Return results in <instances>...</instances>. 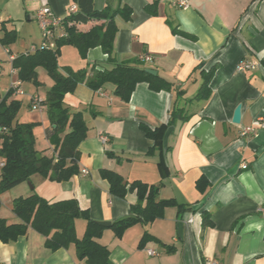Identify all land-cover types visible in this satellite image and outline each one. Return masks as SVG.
I'll list each match as a JSON object with an SVG mask.
<instances>
[{
  "label": "crops",
  "instance_id": "1",
  "mask_svg": "<svg viewBox=\"0 0 264 264\" xmlns=\"http://www.w3.org/2000/svg\"><path fill=\"white\" fill-rule=\"evenodd\" d=\"M93 1L96 10L107 2ZM175 2L121 0L133 15L128 22L115 19L118 30L113 40L116 62L154 70L172 89L154 92L139 83L124 102L112 84L98 91L79 84L63 99L70 112L82 114L87 127L78 146V172L62 182L33 175L30 189L0 195V218L19 223L12 201L36 194L51 203L75 199L93 221L116 223L131 215L136 195L111 196L100 175L108 170L127 182L162 183L158 199H172L182 206L166 208L153 222L128 227L120 238L111 226L104 227L97 242L108 249L110 264H264V68L237 71L239 62L260 64L264 57V0H187L185 7ZM111 4L116 7L118 1ZM71 5V0H0V24L16 33L9 46L0 43V97L18 81L12 60L44 40L37 11L49 7L62 20ZM148 5H155V15L145 11ZM92 24L78 29L85 31ZM58 66L63 74L65 69H85L89 75L93 66L111 67L99 47L83 57L69 44L60 48ZM212 67L216 68L209 99L194 100L202 71ZM36 73L40 85L18 81L23 94L12 92L8 101L20 102L17 123L36 124L34 148L51 158L55 153L46 132L52 126L44 101L53 81L41 67ZM33 97L43 103L40 112L31 110ZM174 103L189 119L168 127L161 150L149 152L154 142L140 125L151 129L166 125ZM238 106L240 122L235 124L232 118ZM246 129L254 131L243 134ZM100 136L107 142L102 143ZM204 214L210 225L204 224ZM85 227L84 220H75L77 239ZM144 234L150 238L142 242ZM45 240L28 228L15 242H0V264H85L76 257L74 245L51 251Z\"/></svg>",
  "mask_w": 264,
  "mask_h": 264
},
{
  "label": "trees",
  "instance_id": "2",
  "mask_svg": "<svg viewBox=\"0 0 264 264\" xmlns=\"http://www.w3.org/2000/svg\"><path fill=\"white\" fill-rule=\"evenodd\" d=\"M118 1L112 7L113 0H107L102 10L94 8L93 0H71L76 6V12H68L61 20L64 36L56 40L54 49L37 50L34 53L20 54L12 60V68L17 71L20 82L32 83L38 87L36 69L41 67L52 79L53 86L46 94L44 105L47 108V118L52 128L46 132L47 139L53 146L55 157L48 158L34 148L32 134L35 123H17L16 116L20 109V102L8 101L12 91L0 97V127L7 130L0 136V158L3 167L0 170V194L7 192L15 185L29 181L30 177L38 174L50 177L56 182L67 181L78 172V146L85 139L87 127L80 112H70L63 99L66 94L75 91L79 84H85L92 91H98L106 84L114 86L115 95L124 102H128L131 93L139 83H146L150 91H170L172 85L159 76H152L144 67L137 64L118 63L113 57L114 39L117 33L115 19L117 17L128 22L131 20L132 9ZM145 11L155 15V5H148ZM92 24L87 30L81 31L79 26ZM3 36L0 39L2 46H9L15 39V31H7L0 24ZM177 32L176 30L173 31ZM74 46L81 56L85 57L90 49L99 47L107 56L109 68L90 69L89 75L85 69L72 71L65 69L61 73L58 66V56L63 45ZM264 68V57L259 61ZM212 67L202 71V83L194 100L207 101L211 95L210 82L215 73ZM189 115L175 103L169 111L166 125L151 129L140 125L145 137L154 142L149 152L158 148L161 150L162 136L168 127H175L184 123ZM63 134V135H62ZM62 135V136H60ZM160 162L159 166L161 167ZM102 179L109 184V194L114 198L124 199L128 193H135L136 202L130 207L131 215L111 224V229L117 238H120L125 229L136 223H150L163 216L164 210L169 207L181 209L175 200H160L158 192L163 185H147L139 181L127 182L117 173L101 170ZM197 188L202 190L201 183ZM13 214L20 220L19 223L8 224L0 218V242L7 244L15 242L19 237L27 234L28 228L45 236V245L51 251L67 248L74 245L76 257L85 264H110L108 249L99 244L104 227L93 221L88 212L79 208L75 199L58 202H47L40 196L33 194L26 198H16L10 205ZM204 216V224H208L209 217ZM82 219L86 223L81 239H77L74 222ZM150 236L144 234L142 242Z\"/></svg>",
  "mask_w": 264,
  "mask_h": 264
},
{
  "label": "built area",
  "instance_id": "3",
  "mask_svg": "<svg viewBox=\"0 0 264 264\" xmlns=\"http://www.w3.org/2000/svg\"><path fill=\"white\" fill-rule=\"evenodd\" d=\"M175 4L178 7H185L187 4V0H176ZM68 12L74 13L76 12V6L71 5ZM36 21L38 24V27L42 33L43 42L39 46H33L24 54L34 53L37 50H44V49H54L56 44V40L59 38H62L65 34L62 30V23L61 19L56 18L53 16V13L49 7H43L39 9L36 13ZM145 60H150L148 56L144 57ZM261 65L259 63L254 62H246L241 61L237 65V71L242 72L244 70H254L256 68H260ZM20 82L16 81L13 82L11 85V91L16 93V95H22V91L20 89ZM42 101L38 97H33L31 99V110L32 111H41L42 108ZM257 125H259V122H256ZM262 128H264V125H262ZM254 130H244L243 134H246V132H253ZM7 133V130L2 127H0V136L5 135ZM100 141L102 143L107 142V138L105 136H100ZM3 167V161L0 160V170ZM85 173V171H83ZM188 223H191V220H189ZM148 254L152 255L154 252L148 251Z\"/></svg>",
  "mask_w": 264,
  "mask_h": 264
},
{
  "label": "water",
  "instance_id": "4",
  "mask_svg": "<svg viewBox=\"0 0 264 264\" xmlns=\"http://www.w3.org/2000/svg\"><path fill=\"white\" fill-rule=\"evenodd\" d=\"M146 72L152 76H156L157 75V72L154 71V70H151V69H146ZM232 121L233 123L235 124H239L240 122V106H238L235 111H234V114H233V118H232ZM98 224L102 227H110L111 226V223L109 222H98Z\"/></svg>",
  "mask_w": 264,
  "mask_h": 264
},
{
  "label": "rangeland",
  "instance_id": "5",
  "mask_svg": "<svg viewBox=\"0 0 264 264\" xmlns=\"http://www.w3.org/2000/svg\"><path fill=\"white\" fill-rule=\"evenodd\" d=\"M24 87V89H27V87H26V85H24L23 86ZM32 177V176H31ZM30 177V178H31ZM31 180V179H30ZM30 181H25V182H22V183H19V184H17V185H15L14 187H12L11 189H9V190H7V192L5 191V192H3V193H1V194H13V195H16V192L20 189V188H28V189H30L31 188V186H32V184L31 183H29ZM0 194V195H1Z\"/></svg>",
  "mask_w": 264,
  "mask_h": 264
}]
</instances>
